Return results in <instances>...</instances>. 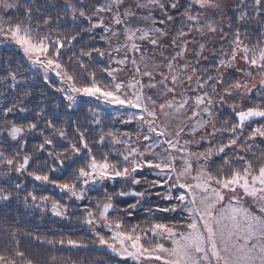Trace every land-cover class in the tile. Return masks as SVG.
<instances>
[{
    "label": "snow or ice",
    "instance_id": "6c2138e0",
    "mask_svg": "<svg viewBox=\"0 0 264 264\" xmlns=\"http://www.w3.org/2000/svg\"><path fill=\"white\" fill-rule=\"evenodd\" d=\"M60 7L70 17L41 12L34 0H0V42L18 46L30 68L43 70L46 84L49 72L59 77L56 91L67 101L66 111L77 105L78 97L94 98L119 106L112 118L135 123L137 131H105L97 112L91 126L73 121L68 136L67 128L54 123L55 115L49 118L45 109L28 108L32 92L27 80L18 79L23 72L4 69L0 182L9 186L0 187V201L18 198L25 190L19 177L26 175L34 189L23 197L25 204L31 201L46 210L50 203L51 212L64 217L68 205L38 197L41 186L51 185L69 199L84 201L94 186L120 181L123 186L114 195L105 188L103 199L89 200L92 207H86L83 220L94 243L118 257L135 264H264V151L258 152L256 144L257 139L264 143V0H239L227 31L207 15L222 12V0H103L91 10L82 3L80 8L67 3ZM16 12L22 18L13 19ZM61 20L71 25L69 34L44 30L53 23L65 27ZM252 26L260 33L255 41L249 33ZM97 29L104 49L83 45L74 50L85 35L95 39ZM217 34L221 47H209ZM97 57L105 67H96ZM126 71L130 76L121 75ZM97 72L107 74V82L98 79ZM257 76L258 83H253ZM254 92L261 102L244 107L243 98ZM234 96L241 100L239 106L230 103ZM226 105L235 119L226 117L217 125V109ZM29 111L35 115L27 123L9 119ZM29 137L39 141L31 153ZM40 153L44 158L37 166ZM145 169L157 178L149 181L142 175ZM142 183L148 187L136 191L134 186ZM165 186L162 198L170 206L149 207L143 223H126L125 218L147 202L149 189ZM115 196L135 201L121 209L113 203ZM156 212L178 213L181 220L156 221ZM58 243L64 245L65 240ZM67 244L87 247L72 239ZM0 264L38 262L15 240L0 250Z\"/></svg>",
    "mask_w": 264,
    "mask_h": 264
},
{
    "label": "trees",
    "instance_id": "16d2710c",
    "mask_svg": "<svg viewBox=\"0 0 264 264\" xmlns=\"http://www.w3.org/2000/svg\"><path fill=\"white\" fill-rule=\"evenodd\" d=\"M39 4L38 2H36ZM42 4L40 5V8ZM249 33L251 39L255 41L260 37V33L257 31L255 26L249 28ZM0 43V76L5 75L4 69L10 71H21L23 76L18 77L21 80H27V84L31 88L32 95L28 98L30 103L27 104L28 108L31 110L42 108L45 109V114L52 118L55 115L58 119L54 120L58 126L67 128L68 136L72 135V122L76 121L80 124H85L89 117H83L80 112L74 107L71 111H66V104L64 100L59 97L56 89L51 85L46 84L42 80V76L38 75L36 72H33L29 66V63L24 60L23 56L16 50L3 45L1 47ZM224 46H227L226 44ZM239 77V74H235ZM19 94V93H18ZM253 103L259 104L261 101L258 97H255ZM5 101L0 99V105H3ZM249 106V105H248ZM35 115L34 111H29L27 114L18 113L15 117L10 116L9 119H15L17 123H27ZM71 117V119H69ZM230 119H235L231 117ZM129 128V126H128ZM49 135V133H45ZM259 140V139H258ZM260 141V140H259ZM39 141L36 139L28 138V151L31 153L33 147L38 144ZM259 148L257 151H264V143L261 141L257 144ZM58 150L60 146H58ZM41 160L36 161V165L39 166L42 163L44 158L43 153L39 154ZM35 159V158H34ZM75 168L73 165L72 168L68 169L63 173L64 177ZM59 174V173H58ZM53 176H59L56 173L52 174ZM143 176H146L149 181L156 179L154 172L148 169H145ZM19 180L23 183L24 191L19 193L18 198H14L11 201H0V250H5L10 248L15 240H19L20 247L22 250L26 251L28 256L38 264H135L131 259H120L117 256H113L108 253L107 250L100 249L96 243H94V237L89 228L82 226V222H77L75 218L80 213H74L72 221H68V224L63 220H60L57 217H54L51 211V204H48L47 209L45 210L44 206L36 207L32 205V202L29 201L28 205L25 204L23 197L29 191H33L34 183L30 177L22 175L19 177ZM16 179L13 177L11 183H15ZM38 183V182H37ZM145 183L141 185H136V191H143L147 188ZM8 184L0 182V187H8ZM118 187L116 190L120 191L122 188ZM115 189H108L112 193ZM154 193L157 191L161 194L166 192V187L163 188H154L151 189ZM37 196H48L50 200H59L61 203L68 198L67 195L59 192L58 189L51 185L41 186L37 192ZM175 195V193H173ZM93 196V195H91ZM65 197V198H64ZM74 205L77 200L74 198L69 199ZM89 200L93 201L90 198V194L87 193V199L81 201L80 204L86 207H92L89 204ZM135 197L125 196V197H115L114 203L117 204L119 208H125L127 204L133 203ZM153 202L151 205L152 208H155L157 205L160 207L170 206V202L165 201L161 196H152L149 203ZM39 203V201H37ZM150 206L146 202L143 207L137 208L135 213L128 218V221L131 224L141 223L148 219L145 213V209ZM69 216V214H68ZM66 216V217H68ZM64 216V218H66ZM67 219V218H66ZM152 219L164 223H178L181 220V217L178 213H160L156 212ZM77 232L76 230H79ZM76 231V232H75ZM39 237L37 241L34 237ZM60 239L65 240L64 245H60L58 241ZM77 240L81 241L87 245V247H82L80 249L73 248L67 244V240ZM57 241L56 244H48L45 241Z\"/></svg>",
    "mask_w": 264,
    "mask_h": 264
},
{
    "label": "rangeland",
    "instance_id": "374dc122",
    "mask_svg": "<svg viewBox=\"0 0 264 264\" xmlns=\"http://www.w3.org/2000/svg\"><path fill=\"white\" fill-rule=\"evenodd\" d=\"M34 2L35 3L38 2L39 3L38 4L39 7L42 4V6H41L42 8H40L41 12L48 11V12H50L52 14L60 13L61 16H69L70 17L71 13H66L65 10L63 9V7H60V6H62L63 4L67 3L69 5H72V6L76 7V8H80L81 3H82L84 5H88L89 6V10H91L92 7L96 6L99 3H102L103 0H34ZM222 3L224 5V8H223L222 12H218L215 15H213V12L209 11L207 13V15H208L209 18L215 19L220 24H222L225 27V30L227 31V25L230 22H234L235 21V16H236V14H238V3H239V0H222ZM52 5H57V7H51ZM0 15H3V13H0ZM20 18H22L20 13H18V12L14 13L13 19H20ZM53 19L55 21V15H53ZM60 23L64 24L65 27L57 28L56 24L53 23V26H52L51 29L45 28L44 30L45 31H52V32L62 31L65 35L69 34L71 32V25L66 24L64 20H61ZM177 27H178V25H177ZM94 35H95V39H92V38L88 37L87 35H85L83 37V39H82V43L76 45V48L74 50L78 52L80 50V47L83 46V45H91V46H94V47H98V48L104 49L106 47L105 42L100 39V36L102 35V31L97 29L95 31ZM195 40L203 42V41H201V38L199 36H196ZM0 43H1L2 46L3 45H7L8 47L18 51L23 56L24 60L27 61V59L24 56L22 50L19 49L18 46H16L15 44H13V43H11L9 41H4V42H0ZM221 43L222 42H221V40L219 38V34H217L216 36L213 37V39L211 41H208V46L209 47L214 46L215 48H220L221 47ZM193 47H194V44H190L189 45V49L190 50ZM224 47L226 48L227 46H224ZM68 55H71V53L69 52ZM99 61H100V58L97 57V62H95L97 68H101V67H105L106 66L104 63L99 62ZM28 63H29V66H30V62H28ZM130 67L131 66H129V68ZM31 70L33 72H36L38 75L43 76V70L42 69L31 67ZM121 75L122 76H130V72L126 71V72L122 73ZM48 76H49V80H50V84L49 85H51L52 84L51 81H53L55 83L54 85L52 84L53 88L56 89L57 87L61 86L60 82H59V77H56L53 72H49ZM97 76H98V79H100V80H102L104 82H107V80L109 79V77H107V74H101L100 72H97ZM239 78L241 80H243V77L240 76V74H239ZM259 79H260L259 76L255 77V79L253 80V83H258ZM57 93L59 94V97L62 98V100H64L63 95L60 92H57ZM255 97H258V94L255 93V92L253 93L252 97L245 96L243 98V102H242L243 106L247 107L248 105L253 104L254 100L256 99ZM230 103H235V104H237L239 106L241 104V100L234 96L230 100ZM64 104H67L66 100H64ZM118 107L119 106H108V105L103 104L101 101H97L94 98H87V97H78V102H77V105L75 106L77 111L80 112L81 115H83V117H85V118L89 117V119L85 123L86 125L91 126L92 125V120H93V114L99 112L100 118H101V120L103 122V125L105 126L104 127L105 131H108L110 129L113 132H116L118 134H123L125 132H127V133H135L137 131V126H136L135 123L122 124V123L119 122L118 119L112 118L113 116H115L114 109L118 108ZM109 113H111V115H108ZM226 117L229 118V119L231 117H233L231 108L229 106H227V105L224 106L223 108H218L217 109V115H216V117L214 119V123L219 125L220 123H222L223 119L226 118ZM128 126H129V128H128ZM95 134H98V133H94V135ZM226 137H227V134H225V138ZM259 142L260 141L257 139L256 144H258ZM109 143H110V141H109ZM114 147L116 149H119L120 145H115ZM104 150L107 151V149H104ZM194 150H203V149L202 148L201 149H195V146H194ZM114 155H115V153L110 154V158H113ZM217 162L219 163V161H217ZM177 163L179 164V161ZM56 174L59 175L58 173H56ZM121 184L122 183L120 181H117V182H107L106 181L104 183V185H102V186L101 185L94 186L93 190L88 192V195L90 194V198L93 200V202H95L97 199H103V197H104L103 189L106 188V190H107V192L109 194H113L114 195L116 192H118L116 189L118 187H121ZM144 185H146L148 187L147 184H144ZM135 186H134V188H135ZM165 187L167 188V186H165ZM110 188H111V190L112 189H115V190L112 193H110L108 191V189H110ZM149 191L152 194L147 199V202L150 205V206H147V207H151V205L154 204L153 202L149 203V200H151L152 196L156 195L153 191H151V189H149ZM91 195H93V196H91ZM115 197H117V196H115ZM161 197H163V194H161ZM80 203H81V201L77 200L75 202V204L73 205L72 202L69 199H67V200H65V201H63L61 203V204H67L68 205V213H67L66 216H68V214H69V216L68 217L65 216L67 219L64 218V217L55 216L51 211H50V213L54 217H57L60 220H63L64 222H66V224H68V221H72L74 219L72 217V215L74 213H77L76 211H78V213H80V214L78 216H76L77 217V218H75L76 221L78 223L82 222V224H83L82 226H84L86 228H89L88 226H86L83 223L84 216L86 215V208L84 206H82V204H80ZM113 203H114V201H113ZM145 204H146V202L143 203V205H145ZM115 205H117V204H115ZM49 207H51V206H49ZM138 208H140V207H138ZM116 215H120V213H116ZM128 218L129 217H126L125 221H126V223L131 224L128 221ZM141 223H143V222H141ZM76 231L80 232V228H79V230H76ZM91 233H92V231H91ZM102 234L105 235L106 237L110 235V233H108L107 230H103ZM92 235H93V233H92ZM93 237H94V235H93ZM94 239H95V237H94ZM96 245H98V244L96 243ZM98 247L100 249L104 248L105 250L108 251V253H110L113 256H117L114 253H112L109 249H107V248H105L103 246L98 245ZM73 248L80 249L82 247H73ZM119 258L120 259H125V258H121V257H119Z\"/></svg>",
    "mask_w": 264,
    "mask_h": 264
}]
</instances>
